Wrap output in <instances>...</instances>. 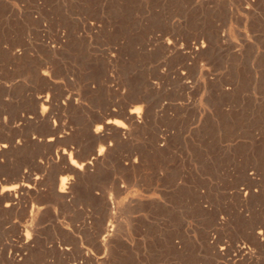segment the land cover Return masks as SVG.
<instances>
[{
	"label": "rangeland",
	"instance_id": "rangeland-1",
	"mask_svg": "<svg viewBox=\"0 0 264 264\" xmlns=\"http://www.w3.org/2000/svg\"><path fill=\"white\" fill-rule=\"evenodd\" d=\"M243 1L0 0V203L18 179L49 190L60 150L99 149L85 131L109 109H145L90 175L62 173L67 201L0 204V264H264V0ZM43 92L84 105L54 148L36 141L50 125L17 121Z\"/></svg>",
	"mask_w": 264,
	"mask_h": 264
},
{
	"label": "bare ground",
	"instance_id": "bare-ground-1",
	"mask_svg": "<svg viewBox=\"0 0 264 264\" xmlns=\"http://www.w3.org/2000/svg\"><path fill=\"white\" fill-rule=\"evenodd\" d=\"M245 1V6H250V3H249V0H244ZM243 1V2H244ZM251 1H253V0H251ZM258 1V0H257ZM242 3V2H241ZM254 4V3H253ZM246 10V9H245ZM249 10V9H248ZM250 11V10H249ZM248 11V12H249ZM252 11V10H251ZM253 13V12H252ZM169 44V43H168ZM178 48V47H177ZM193 48V47H192ZM202 48H204V46L202 45L201 47H199V48H196L195 47V50L197 51V50H199V49H202ZM54 49H56V47H54ZM186 51V50H185ZM199 52V51H198ZM197 52V53H198ZM192 53H194V52H192ZM14 55H16V54H14ZM105 55V54H104ZM23 56V55H22ZM198 56V55H197ZM27 57V56H26ZM53 57V56H52ZM115 57V56H114ZM193 57V56H192ZM36 67V66H35ZM38 73H39V71H38ZM51 74V72L50 71H48L47 69H44V68H42L41 67V71H40V79H43L44 81H48V83L47 84H49L47 87L48 88H50L49 86H51L52 87V85H54L55 83L50 79V75ZM55 74V73H54ZM39 76V75H38ZM53 76V75H52ZM54 78V77H53ZM39 79V80H40ZM46 83V82H45ZM13 86V85H12ZM46 86V85H45ZM44 86V87H45ZM1 87H4V86H1ZM12 88V87H11ZM48 88H46V89H48ZM6 89V88H5ZM14 89V88H13ZM12 89V90H13ZM11 90V89H10ZM9 90V91H10ZM51 90V89H50ZM49 90V91H50ZM53 90V89H52ZM54 91V90H53ZM47 92H48V90H47ZM51 93V92H50ZM53 93V92H52ZM56 94V93H55ZM60 98V97H59ZM61 98H63V99H61ZM60 99H58V96L57 97H55L54 95H51V94H44V92L43 93H39V94H37V95H35V97H34V100H33V103L31 102V104H32V112H31V115L32 116H30V117H28V116H26V114L24 113V112H22L24 115H21L20 116V119L19 120H17V121H19V125H23L24 126V124H26L27 123V125H30V124H32L33 122H35V123H44V125L45 124H48V125H50V134L48 135V136H46V137H44V138H42V139H36V141H38V142H40L41 144L42 143H46L45 144V147H46V145L48 144V145H52V146H50V147H53V144H54V146H57V142H58V140H59V138H61V137H63V138H67L69 135H70V133H68L67 132V124H66V122H68L67 120L65 121V119H64V121H62V119H61V116H62V114H64L65 112H67V113H71V110L70 109H73V111L74 110H78V111H83V102L81 101V98L80 97H75V95L73 96V95H67L66 97L64 96V97H61ZM138 102H140V101H135V102H131L130 103V105H127V106H125V107H120V109L119 110H116V109H109L108 110V112L106 113V117L103 119V120H100L99 121V124L98 125H95L94 126V128L92 129V128H87V130L85 131V132H87V136H88V138L90 139V138H92V140H96L97 142H98V144H100V146H99V149H97V150H95V149H91V150H89L90 151V153H88V155L86 154L85 155V157H79V156H76V158H78V162L77 161H75L76 159H74L75 157H74V153L76 152L75 150L77 149V148H73L72 146H69L68 147V149L67 150H60L59 152H58V154L56 155V161L54 162L53 160L51 161V162H54V163H56V162H58V160H64L65 161V159L66 160H68L69 159V164H67L66 162H62L63 164H67L68 165V167L67 168H63L62 167V169H59L58 171L56 170L55 172H57L56 173V175L54 176V179L53 180H51V181H53L52 182V186L49 188V190H43L42 189V185H41V183L43 182L42 181V178H40V177H36L35 179H32L30 176H32V175H29V177H30V180H27V179H24V180H26V181H24L23 179H20V181H19V179H18V182L16 183L15 182V180H14V182L16 183V184H14V185H11V186H9V187H5V188H3L2 189V191H1V194H4L5 196H3L2 198H1V201L2 202H5V205H4V207L7 209V210H9L10 208H14L15 206H14V202L15 201H18V202H22L23 200L22 199H25V198H27V197H29V196H33V195H35V194H39V195H41V193H50V194H54L55 196H57V197H59V198H62L63 200H66L67 201V198H69V195L72 193V191H71V189H72V183H70L69 184V179H68V177L65 175V176H63L62 175V173H64V172H71V174L73 173V174H75V175H77V176H82V174H83V176H84V173H87L88 175H90L89 174V172H91L95 167H96V165H98V164H100V163H102L103 161H104V159L107 157V155H108V153H110L111 154V151H112V149H111V151L110 152H108L109 150H110V145H107L106 144V142H107V140H112L113 139V135L110 133V131H114L115 132V136H117L116 138H118V139H125V138H127V137H129L130 135H131V133H132V131L134 130V128L135 127H137V126H139L140 124H143V122H144V120H145V114H144V112H145V109L142 107V106H136L135 104H137ZM28 103V102H27ZM29 105V104H28ZM27 105V106H28ZM138 105V104H137ZM145 107V106H144ZM30 108V107H29ZM146 108V107H145ZM143 109H144V112H143ZM147 109V108H146ZM67 110H70L69 112L67 111ZM75 112H77V111H75ZM69 113V114H70ZM146 113H147V111H146ZM30 114V113H29ZM72 114H74V113H72ZM116 116H119L120 118L119 119H121V117L123 118V120L126 122V125H121V124H119V122H117L116 120H114L113 119V117H116ZM32 122V123H29L28 124V122ZM69 123V122H68ZM94 124V123H93ZM38 125V124H37ZM69 126V125H68ZM85 126V125H84ZM87 126V125H86ZM90 126H92V125H90ZM15 128H16V126H15ZM19 128V127H18ZM17 128V129H18ZM82 128H84V127H82ZM81 128V129H82ZM70 130V129H69ZM19 131V130H18ZM77 131H75V133H76ZM84 133V132H83ZM82 132L80 133L81 135L83 134ZM46 134H48L47 132H46ZM79 134V133H78ZM78 134H76V135H78ZM27 135V134H26ZM43 136H45V135H43ZM71 136H72V134H71ZM71 136H70V138L68 137V139H71ZM86 136V135H85ZM115 136H114V139H115ZM84 137V136H83ZM24 138V137H23ZM75 138V137H74ZM74 138H73V140H74ZM78 138V137H77ZM76 138V139H77ZM87 138V137H86ZM18 139V138H17ZM25 139V138H24ZM78 139H80V138H78ZM82 139V138H81ZM83 140V139H82ZM117 140V139H116ZM62 141V140H61ZM77 141H80V140H77ZM77 141H75V143L77 142ZM85 141V140H84ZM66 142V141H65ZM67 142H68V140H67ZM66 142V143H67ZM71 142V144L73 145L74 143H72V142H74V141H70ZM81 142H83V141H81ZM86 142V141H85ZM84 142V143H85ZM88 142V141H87ZM90 142V143H89ZM87 144H91V141H89ZM23 143H24V140H23ZM31 143V142H30ZM55 143H57V144H55ZM60 143H62V142H60ZM60 143H59V145L58 146H60ZM63 143H64V141H63ZM62 143V144H63ZM78 143V142H77ZM76 143V144H77ZM83 143V144H84ZM95 143V142H94ZM93 143V144H94ZM14 144V143H13ZM12 144V145H13ZM34 144V143H33ZM40 144V146L42 147L43 145H41ZM73 145V146H77V145ZM81 145H82V143H80ZM79 144V145H80ZM96 144V143H95ZM38 145V144H37ZM47 145V146H48ZM66 144L64 143V146H65ZM67 145H69V143H67ZM67 145H66V147H67ZM85 145V144H84ZM20 146V145H19ZM23 146V145H22ZM31 146H32V143H31ZM34 146H36V145H34ZM61 146H63V145H61ZM14 147V146H13ZM21 147V146H20ZM44 147V148H45ZM77 147H79V146H77ZM91 147H92V144H91ZM19 148V147H18ZM34 148V147H33ZM47 148H49V147H47ZM54 148V147H53ZM83 148V147H82ZM81 148V149H82ZM89 148V147H88ZM95 148H97L96 146H95ZM10 150V145H9V143L7 144V142L6 143H4V142H2V143H0V155L1 154H3L5 151H7V150ZM81 149H80V152H81ZM87 150V149H86ZM56 151V150H55ZM77 151H78V149H77ZM85 151V150H84ZM52 152H54V151H52ZM51 152V153H52ZM79 153V152H78ZM86 153V152H85ZM84 153V154H85ZM82 154H83V152H82ZM82 154H80V155H82ZM83 154V155H84ZM109 154V156L111 157V155ZM4 155V154H3ZM73 155V159L71 158V156ZM54 156V155H53ZM109 156H108V159H110L109 158ZM55 157V156H54ZM67 157H68V159H67ZM53 159V158H52ZM55 159V158H54ZM105 162H106V160H105ZM140 162V161H139ZM53 163V164H54ZM61 163V164H62ZM104 163V162H103ZM136 163V161L134 160V161H129V163L128 164H126V165H128V166H133L134 164ZM40 164V163H39ZM43 164H45V162L43 163ZM49 166V165H48ZM52 166H54V165H52ZM61 166V165H60ZM122 166V165H121ZM136 166V165H135ZM42 168V167H41ZM43 168H44V166H43ZM57 168V167H56ZM125 168V167H124ZM126 168H127V166H126ZM125 168V169H126ZM131 170V169H130ZM52 171V170H51ZM135 171V170H134ZM47 172V171H46ZM50 172V171H49ZM53 172V171H52ZM93 172V171H92ZM94 172H95V170H94ZM27 175H28V173H26ZM72 174V176H74L75 177V175H73ZM87 175V176H88ZM18 176H20V174L18 175ZM24 176V175H23ZM22 176V177H23ZM85 176H86V174H85ZM21 177V176H20ZM250 177V176H249ZM25 178V177H24ZM53 178V177H52ZM15 179V178H14ZM46 179V178H45ZM13 179H11V181H12ZM69 180V181H68ZM74 180V179H73ZM248 180V179H247ZM255 180V179H254ZM50 180H49V182H51ZM74 181H76V180H74ZM46 182V181H45ZM47 184V183H46ZM45 185V184H44ZM48 186V185H47ZM47 186H46V188H47ZM45 187V186H44ZM43 187V188H44ZM49 187V186H48ZM49 194V195H50ZM38 195V196H39ZM47 195V194H46ZM73 195V194H72ZM71 195V196H72ZM242 195V194H241ZM43 196V195H42ZM249 196V195H248ZM40 197V196H39ZM44 197V196H43ZM37 198V197H36ZM42 198V197H41ZM54 198H56V197H54ZM45 199V198H44ZM43 198L41 199V201L40 202H38L37 203V208L39 209H42V202H43V200H44ZM58 199V198H57ZM70 199V198H69ZM22 200V201H21ZM36 200V199H35ZM40 200V199H39ZM26 201V200H25ZM28 201V200H27ZM2 202L0 203V204H2ZM44 203V202H43ZM22 204H23V202H22ZM22 204H21V207H22ZM24 205V204H23ZM27 206V205H26ZM3 207V206H2ZM3 207V208H4ZM26 208V207H25ZM125 208V207H124ZM2 209V208H1ZM21 209V208H20ZM28 209V208H27ZM22 210V209H21ZM24 210V209H23ZM22 210V211H23ZM26 210V209H25ZM43 211H44V209H43ZM25 213H26V211H25ZM20 214H23L24 215V213H20ZM27 215V214H26ZM39 217H40V215H39ZM26 218V217H25ZM29 218L30 217H28V220H29ZM41 218H42V216H41ZM24 219V218H23ZM38 219H40V218H38ZM25 220H27V219H25ZM127 220V219H126ZM21 221V220H20ZM23 221V220H22ZM40 221H41V219H40ZM23 222H25V221H23ZM38 222H39V220H38ZM35 225V224H34ZM39 225V223L37 224V226ZM40 226V225H39ZM105 226V225H104ZM15 227H18V225L16 226L15 225ZM15 227H13V228H15ZM113 227H115V226H113ZM20 228V227H19ZM22 228V227H21ZM20 228V229H21ZM122 229V228H121ZM256 229V228H255ZM17 232H18V230L17 229H15ZM113 230H114V228H113ZM21 231H24V230H21ZM36 231V230H35ZM112 231V229H109L108 227H104L103 229H102V233H101V235L103 236L102 238V241H104L105 239H107V238H110L111 237V232ZM255 231V230H254ZM260 231V230H259ZM15 232V231H14ZM30 233H32V231L30 232ZM36 233V232H35ZM34 233V234H35ZM38 233V232H37ZM257 234V236L259 235V236H262L263 235V232H257L256 233ZM19 236V235H18ZM20 236H21V233H20ZM256 236V235H255ZM16 237V236H15ZM35 237V236H34ZM37 237V236H36ZM101 237V236H100ZM24 238V237H23ZM23 238H19L18 237V239H20L21 240V242H22V240H25V239H23ZM32 239V238H31ZM260 239V238H259ZM258 239V240H259ZM264 239V238H263ZM109 240V239H108ZM124 240V239H123ZM261 240H262V238H261ZM27 243H30V238L29 237H27L26 236V240H25ZM127 241V240H126ZM263 241V240H262ZM16 242H18L17 240H16ZM16 242H14V243H16ZM20 242V241H19ZM18 242V243H19ZM24 242V241H23ZM32 242V241H31ZM109 242H110V240H109ZM108 242V243H109ZM26 243V244H27ZM125 242H123L122 243V245L124 244ZM35 244V243H34ZM29 245V244H28ZM126 247H127V245L126 244H124ZM100 246H101V244H100ZM129 246V245H128ZM123 247V246H122ZM125 247V248H126ZM24 248H26V245H25V247ZM27 248L28 249H30L28 246H27ZM125 248H123V249H125ZM244 248V247H243ZM242 248V250H244ZM21 250V249H20ZM126 250V249H125ZM14 251H16V250H14ZM25 251V250H24ZM241 251V250H240ZM27 253V252H26ZM14 254V253H13ZM12 254V255H13ZM15 255V254H14ZM18 256V255H17ZM15 257V256H14ZM16 258V257H15ZM25 258V257H24ZM17 260V259H16Z\"/></svg>",
	"mask_w": 264,
	"mask_h": 264
}]
</instances>
